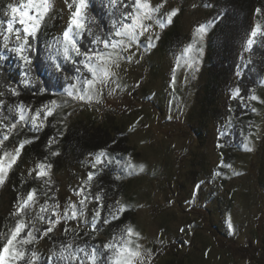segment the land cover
Wrapping results in <instances>:
<instances>
[{"label":"rangeland","instance_id":"374dc122","mask_svg":"<svg viewBox=\"0 0 264 264\" xmlns=\"http://www.w3.org/2000/svg\"><path fill=\"white\" fill-rule=\"evenodd\" d=\"M19 1L0 3V33L12 18L8 5L19 7ZM72 3L53 0L44 23L62 30ZM149 3L154 8L161 6L159 12L145 21L151 28L140 37L139 46L133 44L123 53L131 59H123L111 68L115 73L111 88H103L100 98L92 102L71 99L67 121L70 125L109 129L118 126L129 134L141 170L126 186L136 204L134 233L138 234L137 245L143 254L136 264H264V90L256 99L254 134L242 145L224 179L215 175L220 162L217 140L227 121L233 87L247 68V40L254 17L247 24L233 21L234 25L225 19L227 34L218 41L214 55L212 32L219 21L216 16H222L217 0ZM173 9L178 11L172 22L160 28L156 19ZM199 25L206 26L203 34L198 32ZM174 29L178 33L170 35ZM149 37L153 46L147 44ZM3 43L0 35V53L14 54L5 50ZM189 45L193 48L186 52ZM213 64L221 69L217 76L219 88L213 90L207 102ZM19 160L0 185V209L5 218L10 216L9 222L30 218L29 226L37 229L40 250L48 253L53 248L48 240L50 233L43 234L46 226L39 224V201L22 216L12 215L27 192L20 177L36 170L33 156ZM86 174L83 162L64 158L58 163L53 179L61 215L70 203L79 209L82 195L77 190L83 186ZM93 212V204L86 205L82 218L61 220L53 226V232L87 227L85 221L91 220Z\"/></svg>","mask_w":264,"mask_h":264},{"label":"trees","instance_id":"16d2710c","mask_svg":"<svg viewBox=\"0 0 264 264\" xmlns=\"http://www.w3.org/2000/svg\"><path fill=\"white\" fill-rule=\"evenodd\" d=\"M1 2L3 0H0ZM24 2L25 0H20L18 6L22 7ZM87 2L86 21L96 35L103 36L111 29L114 20L119 19L124 12L132 10L131 7L124 5H131L133 0H118L115 7L110 6L109 0H87ZM217 6L219 10L222 9V11L220 10L222 16L219 18L216 16L219 21L212 32L214 55L217 52L218 41L225 37V33L227 34V28H224L225 19H230L232 23L241 21L247 24L250 18L254 17V25H259L260 30L264 32V0H217ZM74 10L73 6L72 12ZM231 13H233V17L230 18ZM232 23H230V27ZM15 26L19 27L18 20ZM67 26L68 23L62 30L56 31L44 23L37 38L31 39L32 49L29 55L32 64L27 77L25 76V65L15 54L5 56L0 53V93H3L0 96V101H3V104H0V118H3L4 124L10 125L18 119L19 105L31 109L30 114H34L36 109L49 104L53 99L63 105L52 116L44 120L43 126L38 129L32 128L30 123H18L9 140L0 145V152H14L22 141H30L22 149L19 161L22 162L24 158L33 156L36 170L30 176L22 175L20 180L27 190L25 199L28 192L35 189L36 201L40 203V210L42 207H49V212L43 213L46 219L45 221L40 220V225L48 227L47 217L51 212L50 206L58 205V190L54 184L53 176L58 163L64 158L76 163L83 162L87 166L83 186L88 179V173H93V178L87 185L90 195L85 206L93 204L95 211L102 203L104 207L101 210V219L107 218L111 222L103 224L98 221L97 231H93L90 223L87 227H70L62 233L52 231L48 240L53 249L48 253L40 250L39 238H36L31 245L25 246L29 254L36 253L35 264H47V258L60 253L66 244L72 245L73 248L88 250L93 247L102 248L105 243H120L124 229L128 227L133 231L137 229L136 204L126 186L127 181L139 174L141 170L135 160L136 151L130 145L128 132L118 126L109 129L101 125H70L67 121L66 116L72 100L69 99L67 104L63 103L65 99H68L64 96V88L69 82H75V68L72 63L66 62L62 58L49 61L50 53L53 57L56 54L54 40L62 35ZM176 33L178 30L174 29L170 35L175 36ZM92 38L85 35L80 41L82 50L93 47L90 44ZM49 45L52 47L50 48ZM10 47L13 45L11 44ZM246 61L247 68L233 87L227 109V121L217 140L220 162L215 169V175L221 179H224V173L229 171L230 166L235 163L242 145L249 141L256 130L258 104L250 97L261 96L264 90V35H258L256 42L249 47ZM57 62L62 65L60 71L55 69L54 65ZM220 70L219 66L215 64L211 67L207 102L212 99L213 90L219 88V80H217L219 77L217 76ZM173 72L172 84L175 86L177 68ZM64 77L71 79L65 80ZM25 79L31 83L25 85L23 83ZM13 89L16 91L15 95L12 94L11 90ZM237 89H239V93L234 98L233 93ZM41 119H43V115ZM2 130L0 129V131ZM53 153L57 154L53 155ZM93 163L96 164L95 168L92 167ZM39 164L51 165V168L47 169L48 175L43 178L36 177ZM129 164L132 165V169L127 167ZM97 193L102 197L101 202H97L93 198ZM1 195L0 189V199ZM81 199H83V195ZM117 201L119 205L125 206V210L119 214V219L112 220L110 212L119 206ZM8 217L5 218L0 209V245L6 240L7 234L17 222H9L10 218ZM20 219L29 225L32 224L30 218L20 217L18 220ZM27 231L28 229L21 235H26ZM130 239L132 247H135L138 243L136 235ZM108 254L110 255V253ZM74 264H78V262H74ZM168 264H173V262Z\"/></svg>","mask_w":264,"mask_h":264},{"label":"snow or ice","instance_id":"6c2138e0","mask_svg":"<svg viewBox=\"0 0 264 264\" xmlns=\"http://www.w3.org/2000/svg\"><path fill=\"white\" fill-rule=\"evenodd\" d=\"M117 2L118 0H109L110 6L113 7L117 5ZM73 6L75 10L69 17L67 28L60 37L54 40L56 47L55 57L51 53L49 55L50 62L54 59L59 60L62 58L64 61L72 63L75 68V82H69L67 87L64 88V96L68 98L63 101L64 104H67L69 99L88 102L98 100L103 88H111L112 83H114L112 78L115 76L111 68L118 66L119 62L123 59H131L130 56H125L123 53L132 48L133 44L139 46L141 43L140 37L151 28V25L145 24V21L152 20L154 14L159 12V8L161 7H152L149 0H133L131 5H124L125 7H131L132 10L121 14L119 19L113 21L111 29L101 36L96 35L86 21L85 10L88 7L87 0H73V3L69 7L72 8ZM8 8L12 18L7 21L4 32L0 33L4 42L3 47L5 50H11L23 62L25 65V76L27 77L32 64L29 55L32 49L31 39L37 38L38 32L45 22V18L53 8V0H25L22 7L9 4ZM177 11L173 9L165 16L157 18L155 22L160 28H163L166 23L172 22V18L177 14ZM17 18L19 27L15 26ZM205 30V25L198 26V32L201 34ZM85 35L93 37L90 40V44L93 47L82 50L80 41ZM258 35H264V32L260 30L259 25H254L247 40L248 46H252L256 42ZM10 42L13 45L11 49H9ZM147 44L148 46H153L151 37L148 38ZM49 47L51 48L52 45H49ZM192 48L193 45H189L185 51H191ZM197 51H200V49H197ZM193 63H196L195 58H193ZM76 65H79V67H76ZM54 66L57 71H60L62 68V65L58 62ZM189 67H192V64H189ZM64 79L70 80L71 78L64 77ZM23 83L28 85L31 81L25 79ZM11 91L13 95L16 94L14 89ZM238 93L239 89L233 93V97L235 98ZM2 95L3 93H0V96ZM250 99L256 100L258 98L251 96ZM0 104H3V101H0ZM62 106L53 99L49 104L36 109L34 114H30L31 109H26L23 105H19V116L15 122H12L10 125L4 124L3 118H0V129H3L0 131V145L9 140L12 131L17 128L18 123H30L32 128L38 129L43 126L44 120L52 116ZM42 115L43 119H41ZM29 142L22 141L14 152H0V185L5 182L10 170L19 159L22 149ZM56 154L53 153V155ZM92 167L95 168L96 164L93 163ZM127 167L132 169L131 164L127 165ZM37 168L39 170L36 171V177L43 178L48 175L47 169L51 168V165L39 164ZM92 178L93 173L89 172L85 185L77 190V194L83 195V199L79 201V209H77L76 204L70 203L66 206L63 215H61L57 211L59 205L50 206L51 212L47 217L48 227L43 229L44 235L51 233L53 226L59 224L61 220L80 219L84 216L85 204L90 195L87 185ZM93 198L97 202L102 201L99 193L95 194ZM35 202L36 190L33 189L28 192L26 199H23L17 205L16 211L12 215L22 216L25 210ZM116 203L119 205L118 201ZM103 207L104 205L100 203L98 209L93 212L91 220L85 221L91 224L93 231L98 230V221H101L103 224L111 222L107 218L101 219ZM124 210L125 206L123 205L116 207L110 212L111 219H119V214ZM40 212L39 219L45 221L46 217L43 213L49 212V207H42ZM52 217L55 218L53 219ZM26 229H28L27 234L22 236L21 234ZM134 235L138 234L128 227L123 230L120 243H105L102 248L93 247L91 250L73 248L72 245L66 244L60 253L53 254L47 258V264H74V262H78V264H109V262L111 264H136L137 258L143 259V254L139 250V245L132 247L130 238ZM36 238L37 229L34 225L30 227L23 219L17 220L15 227L7 234L6 240L0 245V264H35L37 259L36 253L32 252L29 254L25 246L31 245Z\"/></svg>","mask_w":264,"mask_h":264}]
</instances>
